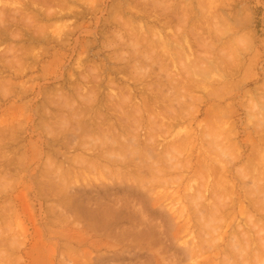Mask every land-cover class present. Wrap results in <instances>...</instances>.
I'll return each mask as SVG.
<instances>
[{
	"label": "rangeland",
	"instance_id": "374dc122",
	"mask_svg": "<svg viewBox=\"0 0 264 264\" xmlns=\"http://www.w3.org/2000/svg\"><path fill=\"white\" fill-rule=\"evenodd\" d=\"M263 111L264 0H0V264H252Z\"/></svg>",
	"mask_w": 264,
	"mask_h": 264
},
{
	"label": "bare ground",
	"instance_id": "6f19581e",
	"mask_svg": "<svg viewBox=\"0 0 264 264\" xmlns=\"http://www.w3.org/2000/svg\"><path fill=\"white\" fill-rule=\"evenodd\" d=\"M156 1H157V0H156ZM157 4L161 6V4H159L158 2H157ZM157 4H156V5H157ZM170 4H171V3H170ZM170 4H169V5H170ZM166 5H167V4H166ZM169 5H167V6H169ZM171 5H172V4H171ZM171 5H170V6H171ZM166 9H167V7H166ZM171 9H173V8H171ZM159 20H160V19H159ZM158 32H159V31H156V33H158ZM159 33H161V32H159ZM174 33H175V32H174ZM174 33H173L172 35H175ZM127 34H128V33H127ZM154 34H155V32H154ZM157 35H158V34H157ZM122 36H124V34H123ZM122 36H121V37H122ZM158 36H159V35H158ZM161 36H162V35H161ZM161 36H160V37H161ZM121 37H120V38H121ZM128 37H129V36H128ZM132 39H133V38H132ZM132 39H130V40H131V43H132ZM136 40H137V39H136ZM138 40H139V38H138ZM138 40H137V41H138ZM140 40H141V39H140ZM140 40H139V41H140ZM143 40H144V39H143ZM133 41H134V39H133ZM139 41H138V42H139ZM167 41H168V40H167ZM141 43H142V41H141ZM125 44H126V42H125ZM134 44L137 45L138 43H136V41H135ZM131 45H132V44H131ZM138 45L141 46L142 44L139 43ZM186 46H187V45H186ZM188 49H190V48H188ZM115 54H117V53H115ZM142 54H143V53H142ZM135 55H136V54H135ZM137 55H138V54H137ZM138 56H139V55H138ZM140 56H141V55H140ZM140 56H139V57H140ZM118 57H119V56H118ZM121 57H122V55H121ZM131 58H133V57H131ZM124 59H125V57H124L122 60H124ZM140 59H141V58H140ZM125 60H126V59H125ZM135 60H136V59H135ZM138 61H139V60H138ZM140 61H141V60H140ZM140 61H139V63H140ZM143 62H144V61H143ZM143 62H142V63H143ZM115 63H116V61H115ZM139 63H138V64H139ZM141 66H142V65H141ZM137 67H139V66H137ZM139 68H140V67H139ZM141 68H142V67H141ZM131 69H134V67H133V68L131 67ZM136 69H137V68H136ZM190 70H191V69H189V71H190ZM103 71H104V70H103ZM132 71H133V70H132ZM135 71H136V70H135ZM104 73H105V72H104ZM138 75H139V74H138ZM138 75H137V76H138ZM103 76H104V75H103ZM95 77H96V76H95ZM134 77H135V75H134ZM103 78H104V77H103ZM136 78H139V77H136ZM110 80H111V79H110ZM132 80H133V79H132ZM136 80H137V79H136ZM110 82H112V81H110ZM134 83H135V81H134ZM157 88H160V87H157ZM157 88H155V89H157ZM132 89H133V88H132ZM135 89H137V87H136ZM150 89H151V88H150ZM150 89H148V90H150ZM152 89H154V88H152ZM152 89H151V90H152ZM123 90L125 91V89H123ZM133 90H134V89H133ZM133 90H131V91L133 92ZM148 90H147V91H148ZM161 90H162V89H161ZM131 91H129L130 94H131ZM155 91H156V90H155ZM155 91H154V92H155ZM121 92H122V90H121ZM125 92H127V91H125ZM129 92H128V93H129ZM151 92H152V91H151ZM151 92H150V94H151ZM161 92H162V91H161ZM163 93H164V92H163ZM158 94H159V93H158ZM164 94H165V93H164ZM121 95H122V94H121ZM123 95H124V94H123ZM127 95H128V94H127ZM160 95H161V94H160ZM162 95H163V94H162ZM113 96H114V95H113ZM124 96H125V95H124ZM131 96H132V95H129V97H131ZM119 97H120V96H119ZM125 97H126V96H125ZM129 97H128V98H129ZM132 97H133V96H132ZM158 97H160V96H157V98H158ZM166 97H167V96H165V98H166ZM120 98H121V97H120ZM122 98H124V97H122ZM122 98H121V101H122V102H124L126 99H128V98L126 97V99H124V101H123ZM144 98H145V96H144ZM148 98H149V97H148ZM97 99H98V98H97ZM130 99H131V98H130ZM130 99H129V100H130ZM149 99H150V98H149ZM153 99L156 100V98H153ZM161 99H162V102H163L164 98H162V96H161V98H159V101H160ZM119 100H120V99H119ZM129 100H128V102L131 101V100H130V101H129ZM132 100H133V99H132ZM146 100H147V98H146ZM150 100H152V99H150ZM126 102H127V101H126ZM145 102H146V101H145ZM153 102H155V101H153ZM165 102H168V100H165ZM124 103H125V102H124ZM133 103H134V102H133ZM133 103H132V104H133ZM117 104H118V103H117ZM147 104H149V101L147 102ZM156 104H157V103H156ZM134 105H135V103H134ZM137 105H138V104H137ZM137 105H136V107H135V106L133 107V110H132L133 113H134V112L138 113L139 111H141V109H140V110H137V109H136V110L134 111V108H137ZM139 105H140V102H139ZM139 105H138V106H139ZM159 105H160V104H159ZM146 106H147V105H146ZM254 106H255V105H254ZM86 107H88V106L86 105ZM90 107H91V106H90ZM166 107H167V106H166ZM166 107H165V108H166ZM139 108H140V107H139ZM139 108H138V109H139ZM154 108H155V107H154ZM157 108H159V107L157 106ZM160 108H161V107H160ZM162 108H164V106H162ZM218 108H219V107H218ZM84 109H85V108H84ZM84 109H83V111H84ZM146 109H147V108H146ZM85 110H86V109H85ZM89 110H90V108H89ZM148 110H149V109H148ZM148 110H147V111H148ZM163 110H164V109H163ZM217 110H218V113H219V109H217ZM83 111H82V112H83ZM87 111H88V109H87ZM137 111H138V112H137ZM150 111H153V115L157 112V111L155 112L154 109H153V110L150 109ZM159 111H160V110H159ZM166 111H167V110H166ZM166 111H164V112H166ZM221 111H222V110H220V113H221ZM154 112H155V113H154ZM161 112H162V111H161ZM164 112H163V113H164ZM222 112H223V111H222ZM84 113H85V112H84ZM136 113H135V114H136ZM141 113H142V112H141ZM150 113L152 114V112H150ZM163 113H161V114H163ZM261 113H262V112H261ZM261 113H260V115H262ZM130 114H132V112H131ZM130 114L128 113V115H130ZM157 114L160 115V112H157ZM165 114H167V113H165ZM159 115H156V116H159ZM169 115H170V114H169ZM169 115H167V116L169 117ZM221 115H222V114H220L219 116H221ZM263 115H264V111H263ZM134 116H135V115H133L132 118H133ZM139 116H140V115H139ZM151 116H152V115H151ZM156 116H153V117L158 118V117H156ZM162 116H163V115H162ZM171 116H172V115H170V117H169L170 119H171ZM253 116H255V115H253ZM258 116H259V114H258ZM258 116H257L256 118H258ZM129 117H130V116H129ZM135 117H136V116H135ZM163 117H164V118H162V119L165 120L166 115H164ZM261 117H262V116H260V120H262ZM132 118H131V119H132ZM137 118H138V117H137ZM142 118H143V117H142ZM160 118H161V117H160ZM253 118H254V117H253ZM263 118H264V117H263ZM131 119H130V120H131ZM134 119H136V118H133V121H134ZM162 119H161V120H162ZM166 119H167V118H166ZM258 119H259V118H258ZM258 119H257V121H258ZM137 120H140V119L138 118ZM165 121H166V120H165ZM168 121H170V120L168 119ZM262 121H264V119H263ZM82 122H83V121H82ZM82 122H81V123H82ZM102 122H103V121H102ZM120 122H121V121H120ZM162 122H163V121H162ZM259 122L261 123V121H259ZM99 123H100V122H99ZM121 123H122V122H121ZM124 123H125V122H124ZM223 123H224V122H223ZM255 123L260 124V123H258V122H255ZM262 123H263V124H262ZM262 123H261V124L264 125V122H262ZM82 124H83V123H82ZM82 124H81V126H82ZM127 124H128V123H127ZM127 124H126V126H127ZM95 125H96V124H95ZM97 125H98V124H97ZM101 125H102V124H101ZM101 125H98L97 128H98L99 126L101 127ZM164 125H165V124H164ZM86 126H90V125H86ZM124 126H125V124H124ZM129 126H130V125H129ZM129 126H128V127H129ZM166 126H167V125H166ZM254 126L256 127V124H255ZM259 127H261V126H259ZM259 127L257 126V128H259ZM263 127H264V126H263ZM83 128H84V127H82V129H83ZM151 128H152V127H151ZM89 129H91V128H89ZM125 129H126V128H125ZM253 129H255V128H253ZM86 130H88V129H86ZM91 130H92V129H91ZM95 130H96V129H95ZM107 130H108V129H107ZM123 130H124V129H123ZM256 130H257V129H256ZM262 130H263V129H262ZM64 131H66V130H63V132H64ZM98 131H99V130H98ZM103 131H104V130H103ZM103 131H102V132H103ZM223 131H224V130H223ZM258 131H259V129H258ZM258 131H257V132H258ZM263 131H264V130H263ZM263 131H260V132L263 133ZM83 132H85V131L83 130ZM86 132H87V131H86ZM96 132H97V131H96ZM104 132H105V131H104ZM224 132H225V131H224ZM227 132H230V130L227 131ZM248 132H249V131H248ZM250 132H252V131L250 130ZM257 132H256V133H257ZM260 132H259V133H260ZM67 133H68V132H67ZM67 133H66V134H67ZM110 133H111V132H110ZM110 133H107V134H109V136H110ZM231 133H232V132H231ZM231 133H230V135H231ZM253 133H254V132H253ZM70 134H71V133H70ZM76 134H77V133H76ZM84 134H85V133H84ZM73 135H74L75 137L78 136V134L75 135V133H72V134L69 135V136H73ZM63 136H64V135H63ZM66 136H68V135H66ZM74 136H73V137H74ZM84 136H85V135H84ZM109 136H108V137H109ZM227 136H229V135L227 134ZM227 136L224 137V138L226 139ZM248 136H249V135H248ZM259 136H260V135H259ZM64 137H65V136H64ZM73 137H71V139H72ZM75 137H74V138H75ZM111 137H112V136H111ZM261 137H262V136H261ZM74 138L72 139L73 141H74ZM112 138H113V137H112ZM224 138H223V139H224ZM230 138H231V137H230ZM262 138H264V137H262ZM71 139H70V137H69V138L67 137V140L70 141V142L72 141ZM75 139H77V138H75ZM114 139H115V137H114ZM114 139H110V141H111V140L116 141V140H114ZM132 139H136V138H132ZM132 139H131V140H132ZM250 139H251V138H250ZM81 140H82V139H81ZM108 141H109V139H108ZM133 141H134V140H133ZM247 141H248V140H247ZM247 141H246V142H247ZM251 141H252V139H251ZM74 142H75V141H74ZM102 142H104V141H102ZM102 142H101V143H102ZM111 143L113 144V142H111ZM115 143H116V142H115ZM115 143H114V144H115ZM138 143H139V141H138ZM102 144H104V143H102ZM102 144H101V145H102ZM135 144H137V143H135ZM150 144H151V143H150ZM248 144H249V143H248ZM146 145H148L147 147H149V144H148V143H146ZM153 145H154V144H152V146H153ZM249 145H251V144H249ZM102 146H103V145H102ZM105 146H106V144H105ZM105 146H103V147H105ZM113 146H114V148H115V145H113ZM138 146H139V144H138ZM144 146H145V144H144ZM256 146H257V145H256ZM261 146H262V145H261ZM106 147H107V146H106ZM116 147H117V146H116ZM136 147H137V146H136ZM136 147H135L134 149H136ZM145 147H146V146H145ZM145 147H144V148H145ZM147 147H146V148H147ZM153 147H154V146H153ZM99 148H100V147H99ZM120 148H122V146H120ZM120 148H118V149H120ZM125 148H127V146H126ZM144 148H143V150H145ZM151 148H152V147H151ZM154 148H155V147H154ZM154 148H153V149H154ZM254 148H255V146H254ZM263 148H264V147H263ZM101 149H102V148H101ZM118 149L116 148V150H118ZM122 149H123V148H122ZM122 149H121V151H122ZM128 149H129V148L126 149V152H127ZM134 149H133L132 154L135 155L134 157L136 158V157H137L136 154H137L138 151H139V147H138V149H136L135 151H134ZM149 149H150V148H148L147 151H148ZM153 149H152V150H153ZM256 149H257V148H256ZM258 149H259V148H258ZM261 149H262V148H261ZM102 150H103V149H102ZM112 150H113V149H108V150H107V153L109 154V156H110L111 158H113V156L117 155V154L113 153L114 150H113V151H112ZM143 150H142V151H143ZM154 150H155V149H154ZM154 150H153V151H154ZM95 151H96V150H95ZM97 151H98V150H97ZM97 151H96V152H97ZM118 151H119V150H118ZM131 151H132V150H131ZM147 151H145V152L147 153ZM150 151H151V150H150ZM153 151H152V152H153ZM155 151H156V150H155ZM257 151H258V150H257ZM257 151H256V152H257ZM103 152H104V151H103ZM122 152H123V151H122ZM129 152H130V151H129ZM229 152H230V151H229ZM229 152L227 153L228 155H229ZM116 153H117V152H116ZM134 153H136V154H134ZM149 153H150V154H148V156L150 157V155H151L152 153H151V152H149ZM153 153H154V152H153ZM230 153H231V152H230ZM260 153H261V152H260ZM112 154H115V155H112ZM118 154H119V153H118ZM132 154H128V156H131ZM155 154H156V153H155ZM158 154H159V153H158ZM223 154H226V153H223ZM227 154H226V156H228ZM236 154H237V153H236ZM239 154H240V153H239ZM261 154H262V153H261ZM263 154H264V153H263ZM123 155L126 156V153L123 154ZM156 155H157V154H156ZM156 155H155V158H156ZM237 155H238V154H237ZM254 155H255V154H254ZM259 155H260V154H259ZM97 156H98V155H97ZM106 156H107V155H106ZM109 156H108V157H109ZM152 156L154 157V154H153ZM224 156H225V155H224ZM230 156H231V155H230ZM261 156H262V155H261ZM99 157H100V155H99ZM116 157L120 159V156H119V155L116 156ZM162 157H163V156H162ZM222 157H223V156H222ZM222 157H221V159H222ZM232 157H233V158H232ZM253 157H254V156H253ZM255 157H256V156H255ZM263 157H264V156H263ZM263 157H261V158H263ZM121 158L123 159L124 157H121ZM129 158H130V157H129ZM131 158H132V157H131ZM131 158H130V159H131ZM199 158H200V157H199ZM226 158H227V157H226ZM257 158H258V157H257ZM259 158H260V157H259ZM259 158H258V159H259ZM107 159H108V158H107ZM130 159L127 158V161L130 160ZM159 159H160V157H159ZM195 159H196V158H195ZM200 159H201V158H200ZM233 159H234V160L236 159L235 152H234V156H233V155L231 156V159H230V157H229V160H231V161H229L228 159H226V160L228 161V164H227V162H226V165H227V166L230 165V166H229V171H231V172H232V167H231V164H229V162L233 163V161H232ZM240 159H241V158H240ZM246 159H247V158H246ZM250 159H251V158H250ZM263 159H264V158H263ZM111 160H112V159H111ZM125 160H126V157H125ZM224 160H225V158H224ZM254 160H257V159H254ZM156 161H157V158H156ZM220 161H221V160H220ZM236 161H237V160H236ZM239 161H240V160H239ZM245 161H246V160H245ZM259 161H260V160H259ZM111 162H112V164H114V163H113L114 160L111 161ZM115 162H117V161H115ZM129 162H130V161H128V163H129ZM199 162H200V161H199ZM222 162H223V160H222ZM246 162H247V161H246ZM257 162H258V161H257ZM263 162H264V160L261 161V163H263ZM122 163H123V162H122ZM124 163H125V162H124ZM124 163H123V165H124ZM200 163H201V162H200ZM241 163H242V162H241ZM248 163H249V162H248ZM137 164H138V163H137ZM139 164H140V163H139ZM221 164H222V163H221ZM221 164H220V165H221ZM239 164H240V163H239ZM251 164H252V163H251ZM254 164H255V163H254ZM152 165H153V164H152ZM213 165L215 166V164H213ZM213 165H211V166H213ZM220 165H219V166H220ZM224 165H225V163H224ZM224 165H222V166L224 167ZM233 165H234V164H233ZM262 165L264 166V164H262ZM262 165H261V166H262ZM150 166H151V165H150ZM150 166H149V167H150ZM153 166H154V165H153ZM196 166H197V165H196ZM200 166H201V165H200ZM200 166H199V167H200ZM216 166H217V165H216ZM253 166H254V165L250 166V167H251V170H252V168H255V166H254V167H253ZM263 166H262V168H263ZM134 167H136V166H134ZM151 167H152V166H151ZM151 167H150V168H151ZM199 167H198V168H199ZM209 167H210V166H209ZM236 167H237V166H236ZM238 167H239V166H238ZM248 168H249V165H248ZM160 169H161V168H160ZM160 169H159V170H160ZM195 169H196V168H195ZM210 169H211V167H210ZM216 169H217V167H216ZM218 169H219V168H218ZM224 169H225V168H224ZM237 169H238V170H239V169H242V166H240L239 168H236L235 171H237ZM243 169H245V167H244ZM260 169H261V168L259 167V172H260V173H258V171H257L258 169H256L258 175H256V174H255L254 172H252V171L250 172V170H249V172H248L247 170H246V171L243 170V171H241V173H239V174H240L239 177L242 176L241 178H243V176H244V177H246L247 180H248V178H249V179L252 178V179L254 180V183H255V184H258L257 182H259V181H261V183H263L262 181H263L264 179L261 178V177H262L261 175L264 174V170L261 169V171H260ZM150 170H151V169H150ZM153 170H154V169H153ZM153 170H152V171H153ZM157 170H158V169H157ZM157 170L155 169V172H153V173H156ZM166 170H167V169H166ZM166 170H164V171L166 172ZM196 170H197V169H196ZM196 170H195V171H196ZM227 170H228V167H227ZM148 171H149V170H148ZM161 171H162V170H160L159 173H161ZM210 171H211V170H210ZM212 171H213V169H212ZM217 171H218V170H217ZM224 171H225V170H224ZM229 171H228V172H229ZM157 172H158V171H157ZM168 172H169V171H168ZM196 172H197V171H196ZM198 172H200V171L198 170ZM231 172H230V173H231ZM237 172H238V171H237ZM239 172H240V171H239ZM242 172H243V173H242ZM244 172H245V173H244ZM159 173H158V174H159ZM150 174H151V173H150ZM223 174H224V173H223ZM226 174H227V173H225V175H226ZM236 174H237V173H236ZM260 174H261V175H260ZM195 175H197V173H196ZM218 175H219V174H218ZM221 175H222V173H221ZM228 175H229V174H228ZM228 175H227V176H228ZM232 175H233V174H232ZM255 175H256V178H255ZM236 176H237V175H236ZM257 176H258V178H257ZM260 176H261V177H260ZM263 176H264V175H263ZM219 177H220V176H219ZM239 177H238V178H239ZM223 178H225V176H224ZM223 178L221 177V180H222ZM230 178H232V177H230ZM235 178H236V177H235ZM241 178H240V179H241ZM227 179H228V178H226V182L228 181ZM246 179H243V185H244V183H247L246 181H244V180H246ZM261 179H263V180H261ZM224 180H225V179H224ZM224 180H223V181H224ZM235 180H237V178H236ZM258 180H259V181H258ZM237 181H238V180H237ZM250 181H251V180H250ZM221 182H222V181H221ZM224 182H225V181H224ZM228 182H229V181H228ZM217 183H218V182H217ZM222 183H223V182H222ZM218 184H219V183H218ZM218 184H217V186H215V187H217V189H218V188L220 187V185H221V184H220V185L218 186ZM224 184H225V183H224ZM224 184L221 185V188H222L223 186L226 185V184H225V185H224ZM233 184H234V183H233ZM235 184H236V183H235ZM250 184H251V183H250ZM259 184H260V182H259ZM259 184H258L256 187H254L253 184L251 185V186H253V188H254V190H255L254 192H253V189H252V188H250V189L247 188V189H249V190L252 189V191H250L249 193L252 192V194H253V195L251 196V194H248V193H247V196H248V195L251 196V197L249 196V197H250V201L248 200L249 203H250V206L252 207V210H253V211H256V212L259 211V215H258V216H260V218H258V220H262L263 222H259V221H257V219H255L256 221L253 219L254 222L252 221V219H251L250 216H255V214L253 215V213H251V211H250V214H251L250 216H248L249 213H248V215L246 214V212H249V211H247V210L250 209L249 205H247V207H249V208H248V209H247V208H244V210L247 209V210L245 211L244 215L246 214L248 217H250V221H251V222H248V221H247L248 223H247L246 226H250L251 228H255V229H253V230H255V233H254L253 235H251L253 232H252V233H248L249 231H251L250 229H248L249 231H246V232H243V231L241 232V230H240L239 232H241V233H240L239 236H238V235L236 236V234H235L234 237H233L234 239L231 237V239H232V241H233V243H232V247L234 246V247H233L234 250H235V249H238V248H239L241 251H242V250H246V251H243V252L246 253V255H247L246 257H248V258H250L251 254H253V256H255L256 253H257V256H255V258H257V260H256L257 263H254V264H258V263H259V264H264V252H263L264 250H262V249L264 248V203H263V202H264V185H263L264 183L262 184V187L259 186ZM202 185L205 186V184H202ZM202 185H201V186H202ZM239 185H240V184H239ZM245 186H246V184H245ZM206 187H207V184H206ZM215 187H214V190H215ZM233 187H234V186H233ZM258 187H259V188H258ZM208 188H209V187H208ZM221 188H219V189H221ZM223 188H224V187H223ZM242 188H245V187H242ZM128 189L131 190L132 188H131V187H128ZM217 189H216V190H217ZM219 189H218L217 191L215 190V192H220ZM234 189H235V188H234ZM247 189H245V190H247ZM199 190H200V189H199ZM199 190H198V191H199ZM205 190H206V188H205ZM231 190H232V188H231ZM202 191L204 192V190H201V193H202ZM206 191H207V190H206ZM234 191H235V190H234ZM199 192H200V191H199ZM199 192H198V194H199ZM232 192H233V191H232ZM235 193H236V192H235ZM212 194H214V191H213V190H212ZM218 194H219V193H218ZM233 194H234V193H233ZM245 194H246V193H245ZM214 195H216V194H214ZM219 195H221V194H219ZM255 195H256V197H253V196H255ZM198 196H200V194H199ZM217 196H218V195H217ZM221 196H222V195H221ZM221 196H220V198H219L218 200L221 199ZM245 196H246V195H245ZM222 197H223V196H222ZM230 197H231V196H230ZM238 197H239V196H238ZM249 197H247L246 200L249 199ZM214 198L216 199V196H215ZM217 198H218V197H217ZM228 198H229V197H228ZM231 198H234V197H231ZM239 198H240V197H239ZM229 199H230V198H229ZM262 199H263V201H262ZM216 200H217V199H216ZM218 200H217V201H218ZM221 200H222V199H221ZM221 200H220V201H221ZM231 200H233V199H231ZM231 200H230V203H231ZM244 200H245V199H244ZM257 200L259 201L258 206L255 204V201H256V203H257ZM217 201H216V202H217ZM227 201H228V203H229V200H226L225 203H226ZM261 201H262L263 204H260ZM223 202H224V201H223ZM235 202H236V200L234 201V203H235ZM217 203H218L217 205L214 204V203H212L213 206L210 207V208L205 207L204 210L206 211V212H205V215H206V217H207V218H206L207 220H212L214 216H215L214 218H217V217H218L217 215H219L220 213L222 214L221 211H222V208H224V207L222 206V203H221V202H217ZM219 203H220V204H219ZM234 203H231L232 205H230V206H236V204H234ZM240 203L242 204V202H240ZM212 204H211V205H212ZM259 204H260V205H263V207H259V206H260ZM202 205H203V204H202ZM202 205H201V206H202ZM211 205H210V206H211ZM239 205H240V204H239ZM241 206L243 207V205H241ZM241 206H240V207H241ZM244 206H246V205L244 204ZM221 207H222V208H221ZM240 207H239V210H240ZM202 208H203V206H202L200 209H202ZM206 208H207V210H206ZM228 208H229V207H228ZM231 208H232V207H231ZM224 209L226 210L227 207L224 208ZM234 209H235V208H234ZM227 210H228V209H227ZM232 210H233V209H232ZM244 210L242 211V209H241V210H240V211H242L241 213H243ZM230 211H231V209H230ZM219 212H220V213H219ZM223 213H224V211H223ZM227 213H228V212H227ZM229 213H232V212H229ZM229 213H228V214H229ZM233 214H234V213H233ZM246 215H245V216H246ZM219 216H220V215H219ZM233 216H234V217H235V216L237 217L238 215H235V214H234V215H232V218H233ZM241 216H243V215L241 214ZM245 216H244V217H245ZM248 217L245 218V222H244V223H246V219H247ZM209 218H212V219H209ZM219 218H220V217H219ZM222 218H224V217H222ZM226 218H227V217H226ZM226 218H224V219H226ZM241 218H242V217H241ZM254 218H257V217L255 216ZM230 220H231V219H230ZM233 220H234V219H233ZM233 220H231V221H233ZM247 220H248V219H247ZM238 222H239V221H238ZM258 222H259V223H258ZM232 223H233V222H232ZM227 224L230 226L231 223L228 222ZM235 225H236V224H235ZM239 225H241L240 222H239ZM231 226H232V225H231ZM239 227L241 228V226H239ZM239 227H237L238 230H239ZM241 229H242V228H241ZM253 230H252V231H253ZM233 231H234V230H233ZM236 232H237V230H236ZM232 233H233V232H232ZM237 234H238V232H237ZM232 235H233V234H232ZM258 245H259V247H258ZM260 246H262V247H260ZM235 247H238V248H235ZM255 247H256V248H255ZM259 248H260L261 251H259ZM261 248H262V249H261ZM256 249H257L258 251H257ZM256 251H257V252H256ZM241 253H242V252H241ZM249 254H250V256H249ZM253 256H252V257H253ZM237 257H239V256L237 255ZM252 257H251V258H252ZM244 258H245V257H244ZM244 258H243V259H244ZM251 258H250V259H251ZM255 258H254V259H255ZM238 259H240V260L242 261V258H241V257H240V258H237V261H238ZM245 259H246V258H245ZM240 260H239V261H240ZM239 261H238V262H239ZM249 261H250V260H249ZM254 261H255V260H254ZM254 261H253V262H254ZM256 261H255V262H256ZM245 262H246V263H245ZM245 262H242V263H243V264H250V263H248L247 261H245ZM251 262H252V260H251ZM253 262H252V264H253ZM242 263H241V264H242ZM237 264H239V263H237Z\"/></svg>",
	"mask_w": 264,
	"mask_h": 264
}]
</instances>
